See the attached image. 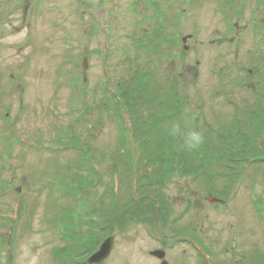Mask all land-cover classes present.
<instances>
[{"label": "rangeland", "instance_id": "obj_1", "mask_svg": "<svg viewBox=\"0 0 264 264\" xmlns=\"http://www.w3.org/2000/svg\"><path fill=\"white\" fill-rule=\"evenodd\" d=\"M138 1L0 0V264H88L81 243L110 235L98 264H264V0ZM163 91L198 119L205 172L135 198L136 126Z\"/></svg>", "mask_w": 264, "mask_h": 264}, {"label": "trees", "instance_id": "obj_2", "mask_svg": "<svg viewBox=\"0 0 264 264\" xmlns=\"http://www.w3.org/2000/svg\"><path fill=\"white\" fill-rule=\"evenodd\" d=\"M140 79L141 78L138 75L134 76V82H132V84L138 85ZM141 92H137V95ZM170 93L171 91L168 93L163 91L158 103L154 102L157 100L155 97L151 98L149 94L146 95V103H144L146 106V113L141 117L139 116V125L136 126V131L139 134L138 137H142L139 141L138 147L143 149L146 154L144 156L137 155V157H135L136 165H139L140 167L145 166L146 169L138 172V174H140L137 180L139 187L136 190L134 188H130L132 197L135 196L136 198L137 195V198H140V189H143V193L147 195L150 193L149 190L152 191V189L155 188L158 199L164 200V196L160 194V190H162L161 188L165 183L170 181V172L175 171L177 175L179 174L182 176H190L196 173L199 174L205 172V165L208 160V157L206 156L208 152L204 151L205 147L201 145L198 149L188 150L183 146V136L172 135L171 133V128L174 124H178L183 133L192 129L199 131L201 125L198 123L196 116H194L195 114L187 115L183 109V104H179V102L174 101V96ZM122 95L123 94H121L120 97L126 105V97L123 95L124 98H122ZM117 102L119 103L120 100H117ZM256 107H259V103H257ZM189 120L191 122H189ZM70 138L72 139V137ZM231 142L235 145L233 148L238 150L235 152H239V158H243V155L247 157V149L241 146L242 144L239 145L236 136L233 137ZM252 142L255 145L256 140L248 139V141L243 145L248 143L252 146ZM223 145L228 147V144L226 143H223ZM249 145L247 148L250 147ZM65 147L68 149L69 145L67 144ZM230 151H234V149H230ZM210 156L213 155L210 153ZM227 158L233 159L231 156ZM213 159L218 161L219 164H223L225 157L221 156L220 153H217L216 157ZM129 162L130 169L128 170V173L133 176V174H135L132 172L134 158L129 159ZM240 165L241 164H237L235 169H237ZM176 166L181 168L174 169ZM146 183H149L151 186L148 187V184ZM155 183H157V188L154 185ZM142 184H145V186L142 187ZM145 198L146 197H144V199ZM81 238L84 239L83 237ZM82 239H80V241L83 242ZM86 244L87 243H81V246L79 247L80 252L84 250L94 252L96 250L95 246L92 245L93 243L88 244L90 248H88ZM68 250L70 251L69 248ZM79 264L82 263L79 262Z\"/></svg>", "mask_w": 264, "mask_h": 264}, {"label": "water", "instance_id": "obj_3", "mask_svg": "<svg viewBox=\"0 0 264 264\" xmlns=\"http://www.w3.org/2000/svg\"><path fill=\"white\" fill-rule=\"evenodd\" d=\"M222 41L223 40H220V39L216 40V42H219V43ZM85 68H86V64H85ZM212 199L216 200L217 198L212 197ZM113 247H114V236L112 235L103 240L98 250L95 251L87 259V262L89 264H98V263L105 261L111 254ZM153 254L159 258H163L165 255V252L162 250H157V251H154ZM161 264H169V263L166 260H163Z\"/></svg>", "mask_w": 264, "mask_h": 264}, {"label": "clouds", "instance_id": "obj_4", "mask_svg": "<svg viewBox=\"0 0 264 264\" xmlns=\"http://www.w3.org/2000/svg\"><path fill=\"white\" fill-rule=\"evenodd\" d=\"M172 135L183 136V146L188 150L198 149L205 141V137L201 131L192 129L183 133L178 124H174L171 128Z\"/></svg>", "mask_w": 264, "mask_h": 264}, {"label": "flooded vegetation", "instance_id": "obj_5", "mask_svg": "<svg viewBox=\"0 0 264 264\" xmlns=\"http://www.w3.org/2000/svg\"><path fill=\"white\" fill-rule=\"evenodd\" d=\"M29 2V0H27ZM133 1H138V0H133ZM176 5L178 6V2H176ZM160 6V4H159ZM177 18V14H175L174 18L173 19H176ZM156 30V27L155 26H150V27H146V28H140L138 31H134L133 33H130L129 34V37H131L132 41L133 42H137V41H141V40H144L146 39V34L148 31H155ZM157 31V30H156ZM158 31H159V28H158Z\"/></svg>", "mask_w": 264, "mask_h": 264}]
</instances>
